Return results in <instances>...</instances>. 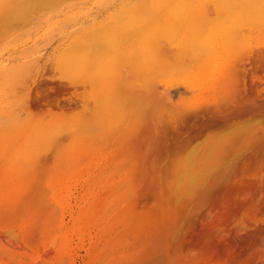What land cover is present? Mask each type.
Returning <instances> with one entry per match:
<instances>
[{
    "label": "rangeland",
    "instance_id": "374dc122",
    "mask_svg": "<svg viewBox=\"0 0 264 264\" xmlns=\"http://www.w3.org/2000/svg\"><path fill=\"white\" fill-rule=\"evenodd\" d=\"M21 1L10 0L0 7L1 21L4 11H9L4 17L6 23H0V232L13 226L21 232L17 242L12 239L13 243L0 236V264H94V257L87 256L86 251L90 247L88 228L70 220L68 215L71 210H78L75 199L59 192L62 202L52 217L58 221L64 214L68 223L64 227L55 221L42 235V194L26 195V189L18 185L20 178L29 183L32 179L46 182L58 176L56 179L63 182L59 184L61 187L87 178L107 181L125 169L137 170L138 157L147 149H150L148 154L145 151L146 155L143 153L139 160L157 157L158 161L161 154L160 167L159 162L154 164L161 168L169 165L168 158L181 159L175 154L186 152L185 149L181 152L182 139L190 148L189 143L199 135L201 142L194 139L192 148L199 142L205 146L215 141L218 131L215 123L226 117L191 124H185L184 117L205 104L218 102L223 95L237 104L236 108L250 106L251 99L259 95L264 85V71L256 68L247 73L239 65L258 40L254 38V43L250 38L244 43L243 40L225 57V62H220L216 41L204 42V24L217 22L220 13L229 10L232 0H109L108 3L107 0H57L56 5L55 0H40L41 3L26 0L27 4L31 3L29 7L23 0L26 5L20 10L17 8ZM22 14L27 17L22 19L25 22L20 19ZM26 20L31 24H25ZM9 26L13 29L7 30ZM156 46L158 50L154 52ZM253 75L257 76L255 82ZM174 88H179L181 96L174 95ZM236 116L234 112L227 118ZM23 129H42L49 141L40 155H46L44 159H47L49 154L52 158L45 159L48 164L37 166L34 171H28L22 159L14 158V145L7 135H1L4 131L13 133L16 142ZM193 129L194 133L189 134ZM64 136L69 137L64 138L62 156L57 159L51 151L53 138ZM160 137L165 143L159 141L149 147L154 138L158 142ZM137 153L141 154L135 157ZM55 235H64L72 241L78 256L74 261H58L53 243ZM204 254L208 253L193 252L184 264L221 261L208 255L206 260L202 259Z\"/></svg>",
    "mask_w": 264,
    "mask_h": 264
},
{
    "label": "bare ground",
    "instance_id": "6f19581e",
    "mask_svg": "<svg viewBox=\"0 0 264 264\" xmlns=\"http://www.w3.org/2000/svg\"><path fill=\"white\" fill-rule=\"evenodd\" d=\"M8 1L10 0H0V7ZM21 2V6L19 5L17 9H24V5L27 4L26 0L24 1L26 4L23 3V0ZM38 2L41 3L40 0ZM57 3L59 2H55V5ZM30 4L29 2L27 7ZM5 11L2 21L0 18V23H6L4 17L8 16V9L6 14ZM23 14L19 16L22 17ZM21 17V21L25 22L22 19L27 17ZM30 17L28 16V19H31ZM30 21L32 22V20ZM14 23L16 25V22ZM8 25L7 23V27ZM4 26L6 27V25ZM10 26L6 29H11ZM204 30L205 43L216 41L220 62H225L226 58L233 53L237 46H240L243 40L244 43L247 38H250V42H252L256 38L258 41L251 46L244 62L238 65L240 70L242 67V70L247 73L256 68L262 69L259 72L264 71V0H232L229 10H223L217 22H206ZM157 50L156 46L154 52ZM244 75L243 77H249ZM255 77L257 76L253 75L252 80ZM253 81L255 82V80ZM153 86L155 88V85ZM262 86L261 91H258L259 95L251 99V103L249 102L250 108L237 107L239 108L237 109V104L230 101V98L225 99V95H223L219 97L218 102L205 104L201 109L190 114L187 113L184 117L185 124H191L197 120L202 123L214 118L219 120L229 117L234 112L238 116L220 120L217 125L212 122L215 123L218 130L217 139L209 141L205 146L200 143L201 136L199 135L197 139L196 137L194 139L198 142L199 138V143L202 146L198 147V143L196 147L192 148L193 142H196L193 139L192 143H189L192 147L187 145L190 148V151H187L189 149L185 145L187 142L182 143V139L181 143L179 142L182 145L181 152L185 149L186 154L176 153L175 156L183 159L172 158L174 159L172 161L168 158L166 163L168 164V161L170 163L164 167L156 168L157 166L154 165L156 162H159L157 165H160L163 161V155L161 156L160 153H157V156L160 154L158 161L154 155L155 159L150 157L146 161L144 159L146 157H142L144 160H139L145 151L147 154L150 151V149L144 148L147 150L140 153L141 155L138 153L136 156L134 155L135 157L140 155L138 157L140 165L137 170L132 172L125 169L107 181L87 178L84 181L66 183L61 187L59 184L63 182L59 181L61 179H56L58 176H54L46 182L41 179H32L34 181L28 183L21 178L18 179V185L20 188L26 189V195L37 197L42 194L40 195L43 197V206L40 204V212L44 217L42 235L48 232V226L54 225L55 221L59 226L67 225L68 222H66L64 214L58 218V221L53 219L57 205L62 202L59 192H64L69 199L74 198L78 204V210H71L68 214L70 220L88 228L89 234H91L90 247H87L86 251L87 256L94 257V264H184L188 261L191 253L203 250L208 254H204L202 259L208 255L212 260H221L215 261L216 264L218 262L221 264H264V85ZM224 89V87L221 88L222 93ZM168 94L170 96V92ZM244 94L242 95L244 96ZM174 95L181 96L179 88H174ZM240 100L242 101L241 98ZM237 102L240 104L239 100ZM185 124L182 125L185 126ZM25 130H22L21 136L18 135L20 140L16 142H14L13 133L4 131L1 135H7L8 140L14 145L16 151L14 158L22 159L28 171H34L37 166L48 164L49 160L47 159L50 158V155L48 154L49 157L45 158L46 161L44 159L46 155L42 156L40 153L48 147L49 141L46 140L42 129L26 130L27 132ZM173 130L171 129L172 133ZM192 131L194 129L190 130L189 134H193ZM47 134L51 135L52 133ZM68 137L53 138L51 151L57 159L61 158L62 144ZM64 138L66 139L64 140ZM173 138L176 139L177 135L175 134ZM203 139L206 138H202L204 144ZM155 140V143L148 144L149 147L157 145L159 141L163 142L165 139H161V141L158 138V142ZM173 141L175 143L174 139L170 142ZM167 146L169 145H164V147ZM137 148L141 152V147ZM170 149H173L171 154L174 152V146ZM136 151L138 152V150ZM172 155L171 157H173ZM149 161L152 166H148L150 165ZM141 163L147 166H143ZM17 174L20 177L24 176L22 173ZM2 232H0V236H6V240L11 241L10 243L14 242L12 239L17 242V237L21 234L14 226L8 227ZM57 235H55L56 239L53 240V243L58 261L60 263L74 261L76 247L72 246V241L66 236L58 237ZM4 237L1 239H5ZM56 241L58 243H55ZM20 244L22 243L20 242ZM49 249H54V247H49ZM47 253L49 252L47 251ZM208 262L210 263V261Z\"/></svg>",
    "mask_w": 264,
    "mask_h": 264
}]
</instances>
